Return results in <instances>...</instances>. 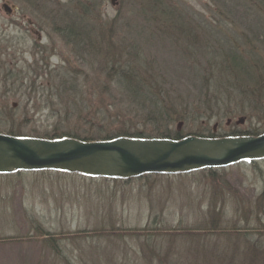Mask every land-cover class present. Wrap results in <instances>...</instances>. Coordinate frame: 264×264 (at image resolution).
Returning <instances> with one entry per match:
<instances>
[{"label":"rangeland","instance_id":"rangeland-1","mask_svg":"<svg viewBox=\"0 0 264 264\" xmlns=\"http://www.w3.org/2000/svg\"><path fill=\"white\" fill-rule=\"evenodd\" d=\"M52 1L50 5L47 0H0V134L8 135V128L13 127L23 135H39L33 131L41 133L57 123L71 127L76 122L73 117L63 118L60 105L43 101V85L57 87L42 79L49 66L68 63L80 75L78 84L83 91L98 95L106 94L105 90L117 92L114 83L98 70L104 65L101 58L87 56L94 61L90 64L94 71L79 65L75 49L53 29L52 22L64 16V11L76 13L66 6L76 1L95 5L92 18H97L95 28L105 41H135L143 51L142 58L154 61L156 69L150 73L163 79L170 95L179 93L181 100L187 99L179 107L183 104L188 116L173 122V130L183 135L225 136L251 129L256 123L244 118L239 123L241 115H226L235 105L224 86L232 78L222 71L220 58L207 56L212 50L203 44L205 40L213 43L215 31L229 26L204 20L218 10L225 12L216 6L219 0L166 2L180 5L192 24L206 31H199L202 41L181 40L180 35L160 40L153 25L139 14L148 5L138 0H117L115 5L109 0ZM220 2L228 10L240 3ZM116 18L108 36L107 29ZM260 18L264 26V17ZM245 32L248 36V28ZM216 89L224 98L209 102L208 95L219 96ZM8 90L20 99L7 97ZM25 90L36 94L21 97ZM139 120L133 126L152 128ZM128 126L127 122L123 127ZM111 128L116 127H107ZM209 172L199 169L127 181L90 179L64 171L0 174V264H226L228 259L250 264L254 243L264 246V159L214 168L212 175ZM222 230L236 233L225 237ZM183 232H191L193 240L198 235V245L178 236Z\"/></svg>","mask_w":264,"mask_h":264},{"label":"trees","instance_id":"trees-1","mask_svg":"<svg viewBox=\"0 0 264 264\" xmlns=\"http://www.w3.org/2000/svg\"><path fill=\"white\" fill-rule=\"evenodd\" d=\"M47 1L50 5L53 4L52 0ZM138 1L141 4L148 5L139 14L153 25V29L159 35L160 40H164V37L172 39V35H180L181 40H203L202 34H205L206 31L193 25L192 20L188 19L187 13L182 10L180 5L166 3L169 2L168 0ZM238 1L240 3L236 4L237 8L235 10H228L219 0L220 6H216L224 8L226 13L221 9L215 12L214 17L204 20L205 22L229 23V26L224 27V31L221 32L215 31L219 29L215 27L214 42L211 43L205 40L203 44H209L212 50L210 55L207 53V56L220 58L223 64L222 71L229 73L232 78L231 82L226 83L224 86L228 89V98L235 105L226 115L231 113L233 116L241 115L244 119L256 120V123L251 125V129L230 131L225 135L256 136L264 133V26L260 24L262 22L260 17H264V0ZM66 6H69V10L75 9L76 13H69L68 10L64 11V16L52 22L54 31L65 44L75 49L74 54L80 58L79 60L76 59L79 65L94 71V68L90 65L94 61L87 56L92 55V58H101L104 65L98 70L114 83L118 93L104 89L106 94L98 95L81 90L78 84L80 75L74 73V70L70 68L71 66L63 61L62 66H49L44 71L42 79L46 83H57V87L52 89L53 84L43 85L47 95L44 93V96L43 94L41 96L46 105H52L53 103L60 105L65 120L73 117L76 122L71 127H65L57 123L51 129L44 130L41 133L33 131V133L39 135H23L20 134L21 131L13 127L8 128L6 133L15 137L49 140L73 138L80 141L111 140L119 137L178 140L191 135H183L179 130L171 128L173 122L176 120L184 121L188 116L185 115L182 108L187 99L181 100L182 96L179 93L178 96L170 95L163 86V79L156 77L154 73H150V70L154 72L152 68L156 69L154 61L149 59V61H146L142 58L143 51L140 46L131 40L123 44L115 43L112 38L110 42L105 41L104 36L95 28L97 18H92L93 11L91 9H96L94 4L86 2V4L81 5L79 1H76V3L72 2ZM56 7L58 6L56 5ZM217 18H220V21ZM117 20L118 18L107 29L108 36L114 31L113 28ZM244 24L246 27H244ZM245 28H248V36H246ZM201 47L204 49L202 45ZM208 49L209 47H206L205 51ZM77 50L85 55L77 53ZM220 52H222V57ZM205 82L208 83L207 80ZM203 88L207 90L205 85ZM7 92L5 94L7 97L20 99V96L16 93L9 92V90ZM111 92L117 94H111ZM24 93L21 97H32L36 94L35 91L31 90H25ZM217 94L219 95L217 98L208 95L207 98H211L209 102H217L219 97L224 98L218 90ZM186 98L189 97L186 96ZM234 99H238L239 102L235 103ZM181 103L183 104L179 107ZM57 110H60V108ZM121 118L122 120H118ZM136 120L144 125L148 124L152 128L146 129L145 127L133 126ZM127 122L129 126L124 128L123 126ZM97 124L101 126L100 129L95 128ZM110 126L116 128L107 129ZM193 134L198 137H220V135H213V133L205 135L203 132H196ZM207 170H210V175L213 174L211 172L213 171L212 168ZM222 232L221 235L225 237L236 233L234 230H222ZM190 233L183 232L178 236L184 237L192 245H198L196 243L199 239L198 235L196 240H193ZM212 233L216 232L213 230ZM240 237L243 238L242 234ZM254 244L252 250L257 254L251 252L250 264L254 261L255 264H264V246ZM226 264L236 263L228 259Z\"/></svg>","mask_w":264,"mask_h":264},{"label":"water","instance_id":"water-1","mask_svg":"<svg viewBox=\"0 0 264 264\" xmlns=\"http://www.w3.org/2000/svg\"><path fill=\"white\" fill-rule=\"evenodd\" d=\"M116 3L117 0H110V4ZM2 8L11 12L6 4ZM242 121L240 118L238 122ZM246 159H264V133L218 138L189 135L178 140L119 137L100 141L0 134V174L51 170L130 179L153 173L220 168Z\"/></svg>","mask_w":264,"mask_h":264}]
</instances>
